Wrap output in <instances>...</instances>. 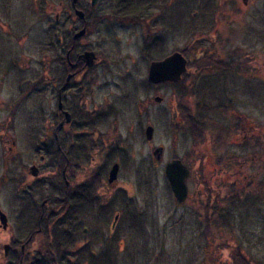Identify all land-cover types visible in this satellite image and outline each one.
Instances as JSON below:
<instances>
[{
  "label": "rangeland",
  "instance_id": "374dc122",
  "mask_svg": "<svg viewBox=\"0 0 264 264\" xmlns=\"http://www.w3.org/2000/svg\"><path fill=\"white\" fill-rule=\"evenodd\" d=\"M9 1L3 7L9 17H0V36L11 35L0 40V68L8 62L12 67L0 77V211L8 219L6 229L0 223V264H35L45 242L55 243L68 226L43 209L60 177L56 160L44 151L50 141L46 145L40 135L49 91L39 88L46 83L43 68L54 76L65 66L56 63L60 56L66 61L60 40L71 43L84 23L89 29L75 53L97 56L81 76L91 85L84 101L107 108L111 151L100 161L117 160L109 178L118 165L115 180L127 198H108L107 205L93 198L91 218L84 207L82 228L64 234L74 249L90 247L87 264H239L238 250L253 264H264V141L258 139L264 135V0H97L94 14L106 16L98 24L90 16L84 23L71 16L72 0ZM90 2L78 0L87 9ZM15 19L24 28L12 33L6 20L15 25ZM174 53L186 59L181 79L151 84V62ZM246 56L248 75L241 70ZM219 58L222 66H215ZM230 58L241 74L226 73L227 66L237 70ZM176 159L189 169L184 202L177 201L166 176Z\"/></svg>",
  "mask_w": 264,
  "mask_h": 264
},
{
  "label": "flooded vegetation",
  "instance_id": "af4514ba",
  "mask_svg": "<svg viewBox=\"0 0 264 264\" xmlns=\"http://www.w3.org/2000/svg\"><path fill=\"white\" fill-rule=\"evenodd\" d=\"M41 1L42 3H45L44 0ZM92 1L93 0L90 2L91 8L88 9L80 6L78 2L75 5L71 2V7L69 8L71 16L79 19L76 15V10H80L84 13V19H79L82 23H84L87 16H90L89 19L92 22L97 20L96 23L98 24L104 17L106 18V16L94 14L93 9L95 5ZM9 4L10 1L6 0L5 5L0 7V17H4L5 19L9 17L10 10L8 8L3 9V7H8ZM44 10V13H50L52 11L51 8H49V10ZM107 18L109 19L110 16L108 15ZM58 19L59 16L55 15V21H58ZM15 20H17V24L15 25L14 23L12 25L6 20V27L10 25L12 33H17L18 29L23 30L24 28L23 24L21 25V23H18L19 19ZM76 22L77 21L75 20V23ZM84 28L86 29L87 34L89 25H85L84 23V25L81 26V30ZM79 31L74 30L72 34V42L67 43V45L66 43L63 44L62 40H60L61 52L64 49V45L66 47V49H64L65 52H67L65 56L66 61L63 62L62 56H60L59 60L57 58L56 63H60L61 66H63L62 64L64 63L65 66L62 68L58 67L53 74L54 76H52V73L48 72L46 68H43L42 70H44V74L42 73L43 76L41 79H45L46 83L41 84L39 88L42 91H49L45 100L47 103H45L44 108L41 110L40 135L43 136L46 145H48L50 141L48 149L46 147L44 148V151L45 153L49 152L56 160L55 167L53 168L56 171H59L58 174L60 177L59 182L57 183L58 186L52 185L54 187L52 188V194L44 200L43 209L46 207L49 210V214L52 213L57 215L63 223L68 224V226L63 228L65 232L70 230L74 233L79 232L78 230L82 228L79 219L83 215L80 216L79 213L84 207L87 206V220L91 218V211H89V209L92 208L93 198H103V200H107L108 198H127V190L119 179H116L113 182L109 181L110 167L114 164L119 165L117 160L113 161V164L100 161L101 157H103L106 152L111 151L106 139L108 134L107 131H105L107 127H105L106 122H104L108 111L106 106H100L101 104L95 105L92 100L84 101V97L91 92H89L91 85L89 81L85 82L86 79L84 80V77L81 76L85 72H89L91 67L85 66L86 59L83 58V54L89 52V50H84L80 54L75 53L78 42L85 37L83 36L75 39L74 36ZM5 33L6 31L0 36V40L3 39L2 42L4 40L7 42L11 39V35ZM13 37H15L13 41L16 39L17 41L19 40L15 35ZM1 45L0 41V47ZM10 55L12 56V54ZM19 58L16 59V61H19ZM220 58L218 62L216 61L215 66H222V60ZM245 59L246 64H242L241 70L244 75H248L251 69L250 56H246ZM96 60L97 56L95 54L94 61L96 62ZM205 62L207 61L205 60ZM230 62L231 65L233 64L236 66L235 68L237 70H235V72L233 71V68L231 69V66H227L226 73L232 72L235 74H241L239 73V68L241 66L239 65V62L234 61V58H232ZM15 63L16 62L13 64L15 65ZM10 65L11 63L8 62V64H5V66L0 68V77H2L3 80L9 76L10 72H12V67ZM210 67L211 69L214 68L213 66ZM86 68L88 69L86 70ZM50 70L53 72L54 68L52 67ZM11 79H14V77L9 80ZM3 80H1V84ZM224 107L231 108L232 103H229V105ZM80 119H84L85 122L79 121ZM101 122L103 125H99ZM87 124H90V127H88ZM86 126L87 129L79 133V129ZM111 144V146L114 145L113 149L115 150L120 148V144H118L117 141H112ZM106 147H108L109 150H105ZM89 156L90 158H88ZM40 158L43 161L47 160L46 154L41 155ZM108 202L110 203V200L105 201V205H107ZM66 209L72 210L71 215L67 214L68 211H66ZM67 217L68 220L66 222ZM119 217L120 213L115 216V221H117ZM92 224L94 225V223ZM116 226L117 224L115 222L113 227L109 229L114 230Z\"/></svg>",
  "mask_w": 264,
  "mask_h": 264
},
{
  "label": "water",
  "instance_id": "95a60500",
  "mask_svg": "<svg viewBox=\"0 0 264 264\" xmlns=\"http://www.w3.org/2000/svg\"><path fill=\"white\" fill-rule=\"evenodd\" d=\"M97 0H93V4L96 3ZM78 0H72V3L75 5ZM76 15L79 19H84V13L80 10H76ZM86 33V29H82L77 34H75L74 38L78 39L83 37ZM83 58L87 61V66H91L94 63L95 54L93 52H86L83 54ZM186 71V59L183 57L181 53H174L171 56L159 60L153 61L150 64L149 73H148V81L151 84H159V83H175L181 79L182 74ZM156 101H161L160 98H156ZM153 136V127L149 126L146 129V138L151 139ZM163 149L158 148L155 150V154L157 158L160 159ZM118 165L114 167L110 175V182L115 181L116 173H117ZM34 170V169H32ZM166 176L170 182L172 191L179 202H184L187 197V187H186V179L189 176V169L182 163V161L176 159L171 161L166 166ZM0 223L3 229H6L8 226L7 216L0 211ZM10 247H5V254L7 255Z\"/></svg>",
  "mask_w": 264,
  "mask_h": 264
},
{
  "label": "trees",
  "instance_id": "16d2710c",
  "mask_svg": "<svg viewBox=\"0 0 264 264\" xmlns=\"http://www.w3.org/2000/svg\"><path fill=\"white\" fill-rule=\"evenodd\" d=\"M185 56H187V54H185ZM187 58L189 59L190 55H188ZM191 62L192 59H189V65L191 64ZM196 63L197 64H195L194 67H197V71H199L200 69H202L200 68L199 60H196ZM258 139L260 140L262 139V141H264V135H259ZM67 233L68 232H65L63 234L58 233L59 236L55 238L56 240H54L55 243L53 244L50 243L48 239V241H46L44 244L43 247L44 251L40 252L41 255H38L39 258L37 259V262L35 264H87V260L91 261L89 257L90 247L88 246L86 252H84L82 249L81 250L74 249L72 245L73 243L72 237L71 240H69L67 238V235H64ZM72 250H74L73 251L74 254H72ZM237 257L242 262V263L239 262V264H253L250 260H248V258L244 257L241 254L240 250L237 251ZM24 262L25 261H22L20 263L18 262V264H24ZM236 263L238 262H235L233 260L232 264H236Z\"/></svg>",
  "mask_w": 264,
  "mask_h": 264
}]
</instances>
